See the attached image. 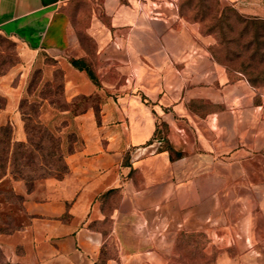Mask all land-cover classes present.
I'll use <instances>...</instances> for the list:
<instances>
[{
    "label": "crops",
    "instance_id": "0c3cea01",
    "mask_svg": "<svg viewBox=\"0 0 264 264\" xmlns=\"http://www.w3.org/2000/svg\"><path fill=\"white\" fill-rule=\"evenodd\" d=\"M175 1L0 0V32L18 56L0 74V125L25 140L19 100L34 69L44 82L58 68L69 104L59 113L78 141L63 176L29 191L14 181L28 221L0 234L13 259L96 264L103 249L105 264H167L172 231L212 213L227 221L252 190L264 198V91L211 53L214 40ZM83 5L91 48L74 26Z\"/></svg>",
    "mask_w": 264,
    "mask_h": 264
},
{
    "label": "rangeland",
    "instance_id": "374dc122",
    "mask_svg": "<svg viewBox=\"0 0 264 264\" xmlns=\"http://www.w3.org/2000/svg\"><path fill=\"white\" fill-rule=\"evenodd\" d=\"M175 3L184 20L197 22L198 32L214 40L209 45L211 53L232 74H236L235 70H240L246 80H251H247L251 87L262 94L264 60L261 55L264 47L259 45V40L263 39L260 34L264 33V24L249 21L252 17L264 19V0H176ZM239 15L245 16L249 21L241 22ZM88 16V5H83L79 13H74V26L80 36L86 39L88 36L84 27ZM14 52V48L0 32V70L10 66L15 57ZM58 81L59 73L56 71V78L45 86L46 99L38 95L42 87L37 83V78L32 81L28 88L29 94L24 93L26 100L23 101L22 109L29 113L30 123L35 126L33 134L31 133L33 138L50 131L56 139L53 147L60 154L61 151L73 148L78 141L73 128L64 125L70 114L59 113V107L67 104L60 87H57ZM2 102L3 97H0V104ZM4 151L5 149H0V153ZM259 180L264 181V176L261 175ZM14 185L17 189L18 185L9 177L0 182V228L9 232L28 221L22 200L5 193ZM247 193L248 191L243 190L244 196ZM250 193V198H243L241 205L227 207V221L223 220V215L219 220V215L212 213L208 221L195 222L189 229L181 227L172 231L168 239L170 246L167 264H264L263 192L260 189ZM7 246L0 243L5 259L18 261L12 258ZM20 250V247L15 249L17 253Z\"/></svg>",
    "mask_w": 264,
    "mask_h": 264
},
{
    "label": "trees",
    "instance_id": "16d2710c",
    "mask_svg": "<svg viewBox=\"0 0 264 264\" xmlns=\"http://www.w3.org/2000/svg\"><path fill=\"white\" fill-rule=\"evenodd\" d=\"M238 17L240 18L241 22L249 21L248 19H245V16L243 15H239ZM249 22H254V23L260 22L264 24V19L262 20L256 17H252L250 18ZM78 35L82 41L86 39L84 38V36H80L79 31H78ZM3 36L7 38L10 45L15 50L14 52L15 57L11 62V64H14L15 62L18 61L15 42L6 35L3 34ZM86 36L88 35L86 34ZM260 37L263 39L259 40V45L262 44L264 47V33L260 34ZM88 39H86V43H88L87 44L88 48H91L92 42L89 36ZM261 59L264 60V52L261 55ZM71 62L75 67L79 69H84L94 82L98 81L97 77L95 76L93 67L89 61H87L84 58H72ZM7 68L0 70V74L5 72ZM56 71L59 73V81L57 83V87H60L61 94L63 96L61 71L58 68L55 70L54 79L56 78ZM235 72L237 75L238 73L241 74L240 70L238 71L235 70ZM36 78L38 80L37 83L40 84L42 87L40 88L38 95L42 99H46L47 93L44 92L45 86L49 82H52L54 79L40 82L41 73L39 68L33 70L31 77L28 81L25 93L29 94V90H28L29 85ZM247 80L251 81L249 79ZM0 97H3V102L0 104V107H2L5 104V97L1 94ZM25 100L26 97L23 94L19 100L18 108L24 122L26 139L14 140L12 138L13 126L11 122L7 121L6 123L0 125V145H1L0 149L1 150L5 149L3 153H0V180L6 177H9L14 181L20 180L24 183L26 190L29 191L34 187L37 181L43 178L50 176L59 178L63 176V174L68 170V166L64 160V154L68 151H71L74 147L70 148V150H67L66 152L61 151L60 154H57L56 148L53 147V144L56 143V139L54 135L50 131H47L44 134V129L42 130L43 131L42 133L44 134L43 136L40 135L33 138L31 133L33 132V129H35V126L31 125L30 123L31 118L29 117V113L22 109L24 103L23 101ZM64 102L67 104V106L61 108L59 107V110L69 107V104L65 100ZM37 130H40V128H37ZM58 149H60V145ZM5 193L9 197H17V199L23 200L22 194L16 192L13 186L10 187ZM0 232H9V231H7V229L5 228H0ZM105 258L106 256L105 254H103V249H102V252L100 253L99 258L97 259L96 264H105ZM2 260L3 262H1ZM0 264H23V263H21L20 261H10L5 259L3 252L0 248Z\"/></svg>",
    "mask_w": 264,
    "mask_h": 264
},
{
    "label": "built area",
    "instance_id": "2783aa9c",
    "mask_svg": "<svg viewBox=\"0 0 264 264\" xmlns=\"http://www.w3.org/2000/svg\"><path fill=\"white\" fill-rule=\"evenodd\" d=\"M163 141L162 137H155L151 144L160 145Z\"/></svg>",
    "mask_w": 264,
    "mask_h": 264
}]
</instances>
